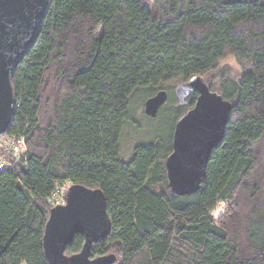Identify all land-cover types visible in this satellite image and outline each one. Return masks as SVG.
I'll return each instance as SVG.
<instances>
[{"label":"trees","instance_id":"16d2710c","mask_svg":"<svg viewBox=\"0 0 264 264\" xmlns=\"http://www.w3.org/2000/svg\"><path fill=\"white\" fill-rule=\"evenodd\" d=\"M234 58L238 79L216 78ZM199 75L231 103L221 142L197 191L173 196L164 160L180 104L179 83ZM15 106L0 137V264H49L43 234L63 184L105 197L108 234L88 259L111 264H264V0H48L35 42L14 68ZM168 140L121 159L135 106L158 90ZM155 118V119H153ZM22 136L9 153L1 140ZM66 189V190H67ZM219 207L220 211L214 213ZM75 233L63 254L79 253Z\"/></svg>","mask_w":264,"mask_h":264},{"label":"water","instance_id":"95a60500","mask_svg":"<svg viewBox=\"0 0 264 264\" xmlns=\"http://www.w3.org/2000/svg\"><path fill=\"white\" fill-rule=\"evenodd\" d=\"M48 0H0V137L5 133L15 106L10 78L19 60L36 40ZM196 93L194 105L175 123L171 152L164 160L170 192L173 196L191 194L198 190L206 177V165L211 150L222 140L231 103L211 91L199 75L179 83L174 93L182 104ZM167 91L158 90L147 97L143 111L154 117L166 102ZM110 230L105 209V197L99 189L71 185L63 203L49 212L43 249L49 264H111L112 255L88 259L89 246L104 238ZM75 233L85 241L75 255L63 254L64 247Z\"/></svg>","mask_w":264,"mask_h":264},{"label":"rangeland","instance_id":"374dc122","mask_svg":"<svg viewBox=\"0 0 264 264\" xmlns=\"http://www.w3.org/2000/svg\"><path fill=\"white\" fill-rule=\"evenodd\" d=\"M242 74V70L231 56L223 58L218 66L217 72L215 73L216 78L221 75H225L234 79H238ZM143 103H137L133 116L135 121L126 129L121 144V159L128 161L132 155V151L135 145L140 142H147L151 140L150 136L146 134H156V136L162 137L168 140L170 134V127L173 121V117L170 111H166L157 120H152L143 111ZM155 119V118H153ZM219 207L214 213L220 211Z\"/></svg>","mask_w":264,"mask_h":264},{"label":"built area","instance_id":"2783aa9c","mask_svg":"<svg viewBox=\"0 0 264 264\" xmlns=\"http://www.w3.org/2000/svg\"><path fill=\"white\" fill-rule=\"evenodd\" d=\"M24 139L22 136L18 137H8L3 140H1V145L9 152H13L14 154L17 153L19 150L23 148ZM5 166L4 162L0 160V169ZM67 183L63 184L61 187H57L51 195V199L54 202L55 199H58L59 195L66 191L67 189ZM60 203H63L60 202ZM58 204V203H57Z\"/></svg>","mask_w":264,"mask_h":264}]
</instances>
